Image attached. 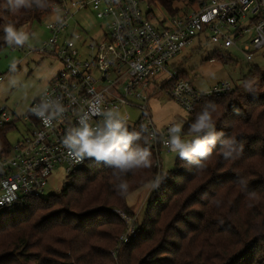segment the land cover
<instances>
[{
	"label": "trees",
	"instance_id": "obj_1",
	"mask_svg": "<svg viewBox=\"0 0 264 264\" xmlns=\"http://www.w3.org/2000/svg\"><path fill=\"white\" fill-rule=\"evenodd\" d=\"M57 1L26 0L16 8L12 0H0V53L21 46L6 39L7 26L19 33L41 22ZM150 2H158L170 15H179L187 13L183 5L194 0ZM180 78L185 79L181 74ZM261 81L260 93L248 97L234 88L223 97L205 98L195 105L181 133L206 135L193 133L191 126L208 111L217 140L207 159L189 161L178 155L176 170L156 180L157 154L141 132L131 147L151 152L149 167L121 172L87 157L59 193L0 209V264H264ZM153 182L156 185L136 236L123 245L116 261L110 252L126 228L120 214H134L127 198ZM121 184H127V189ZM146 247L142 261L138 254Z\"/></svg>",
	"mask_w": 264,
	"mask_h": 264
},
{
	"label": "built area",
	"instance_id": "obj_2",
	"mask_svg": "<svg viewBox=\"0 0 264 264\" xmlns=\"http://www.w3.org/2000/svg\"><path fill=\"white\" fill-rule=\"evenodd\" d=\"M142 3L58 0L52 5L50 13L56 18L46 24L48 38L40 52L52 54L61 63L60 71L23 117L0 108V209H11L27 198H43L55 171L62 170L68 179L83 166L87 156L75 162L64 144L68 133L82 122L103 127L112 114L125 122L129 132H145L147 146L158 156L163 149L171 153L170 129L176 124L162 132L155 127L149 114V90L166 86L168 95L189 114L203 99L234 90L220 83L201 93L180 78L175 66L169 69L170 61L193 42L205 40L218 51L235 49L248 64L254 53L264 49V0H202L196 11L160 17L146 13ZM87 9L97 19H107L102 40L87 42L75 29L69 32L75 16ZM239 43L248 44L240 50ZM161 77L164 80L158 84ZM124 107L143 114L136 125L129 126L121 116ZM21 123L25 132L13 145L9 135ZM135 234L134 224L128 222L121 245Z\"/></svg>",
	"mask_w": 264,
	"mask_h": 264
},
{
	"label": "rangeland",
	"instance_id": "obj_3",
	"mask_svg": "<svg viewBox=\"0 0 264 264\" xmlns=\"http://www.w3.org/2000/svg\"><path fill=\"white\" fill-rule=\"evenodd\" d=\"M200 3V0H194V3L189 4V6L183 5V11H188L187 13L196 11ZM176 6L180 7L181 5L176 4ZM142 8L146 13L152 12L157 17L168 15L167 10L158 2L153 3L150 0H143ZM55 18L49 12V15L44 17L41 22L23 27L19 33H24L27 40L21 46L7 47L0 53V77L2 78L0 82V108H7L18 117H23L29 113L31 105L41 97L61 69V63L52 54L40 52L44 49V43L48 38L46 24ZM75 23L79 25L75 26ZM105 23H107V19H97L91 9L82 10L72 21L69 32L75 29L82 36V39H86L87 42L90 38L102 40L106 33ZM246 44L248 43H239V49L244 50ZM254 54L253 61L248 64L241 52L235 49L218 51L213 45L201 40L200 43L193 42L179 57L171 60L169 69L175 66V70L191 82L198 92L204 93L220 83H228L232 88L240 89L241 93L238 92L240 95L249 97L252 94L261 92L260 83L264 79V49ZM248 78L250 80L245 81ZM162 80H164L163 77L158 79L157 83L159 84ZM238 82H241L239 86ZM166 89L167 87L163 86L160 89L149 90L150 118L155 127L161 132L172 124H180L182 132L190 114L168 95ZM243 98L247 99V97ZM121 116L127 120L129 126H134L143 114L136 108L124 107ZM24 132L25 127L21 123L18 125V131L9 135L10 142L13 145L16 144ZM181 132L179 135L186 142L190 143L197 138L184 136ZM178 155L174 152L169 153L167 149L161 150L160 157L157 155L158 177L156 180L161 177L165 178L168 172L176 170L175 160ZM58 171L54 172L43 199H46L50 194L59 193L67 181L64 172L62 170ZM155 185L156 182L150 183L128 196L127 206L134 214H120L126 223V228L119 236L114 249L110 252L114 260H118L119 251L123 247L120 239L128 229V222L134 224L136 230H138V221L143 219ZM147 249V247L144 248L143 252L138 254L140 260L144 261L146 259L145 251Z\"/></svg>",
	"mask_w": 264,
	"mask_h": 264
},
{
	"label": "clouds",
	"instance_id": "obj_4",
	"mask_svg": "<svg viewBox=\"0 0 264 264\" xmlns=\"http://www.w3.org/2000/svg\"><path fill=\"white\" fill-rule=\"evenodd\" d=\"M14 7L18 8L26 3V0H12ZM6 39L11 43L22 45L27 36L18 33L11 25L5 28ZM43 115V113H39ZM214 122L211 114L205 111L199 116L196 123L191 126L193 133L206 132L202 138L197 137L192 142L181 139V125L176 124L170 129L171 138L168 143L174 153H178L180 158L189 161L197 157L207 159L211 155V146L217 140V134L213 131ZM139 139V133L129 132L125 122L120 118H115L108 114L103 127L93 128L88 123H83L79 128L72 129L64 140V144L74 154L79 163L87 157H95L97 161H105L121 172L147 168L151 165V152L147 149L132 148L134 140ZM121 188L127 189V184H121Z\"/></svg>",
	"mask_w": 264,
	"mask_h": 264
},
{
	"label": "water",
	"instance_id": "obj_5",
	"mask_svg": "<svg viewBox=\"0 0 264 264\" xmlns=\"http://www.w3.org/2000/svg\"><path fill=\"white\" fill-rule=\"evenodd\" d=\"M239 84H241V82ZM239 84H238V86H239Z\"/></svg>",
	"mask_w": 264,
	"mask_h": 264
},
{
	"label": "crops",
	"instance_id": "obj_6",
	"mask_svg": "<svg viewBox=\"0 0 264 264\" xmlns=\"http://www.w3.org/2000/svg\"><path fill=\"white\" fill-rule=\"evenodd\" d=\"M240 82H238V84H239Z\"/></svg>",
	"mask_w": 264,
	"mask_h": 264
}]
</instances>
